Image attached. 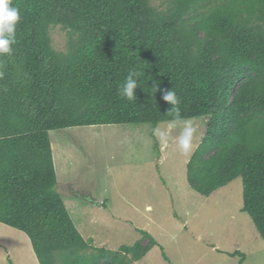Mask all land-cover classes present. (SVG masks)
I'll return each mask as SVG.
<instances>
[{
  "label": "trees",
  "instance_id": "1",
  "mask_svg": "<svg viewBox=\"0 0 264 264\" xmlns=\"http://www.w3.org/2000/svg\"><path fill=\"white\" fill-rule=\"evenodd\" d=\"M152 1L12 0L21 18L0 56V222L28 236L39 264H127L157 245L147 232L118 251L82 237L56 190L49 132L169 122L167 90L180 120L207 119L189 187L208 196L241 177V210L264 241V0ZM55 26L71 34L65 52L52 46ZM130 71L132 101L118 93Z\"/></svg>",
  "mask_w": 264,
  "mask_h": 264
},
{
  "label": "rangeland",
  "instance_id": "2",
  "mask_svg": "<svg viewBox=\"0 0 264 264\" xmlns=\"http://www.w3.org/2000/svg\"><path fill=\"white\" fill-rule=\"evenodd\" d=\"M152 3L158 9L166 6L161 0ZM50 36L55 50H67L71 36L67 29L52 27ZM183 121L196 128L195 149L206 132V118L180 120L166 145L152 129L166 128L167 121L155 126L126 123L51 130V140L71 156L65 160L66 168L76 175L74 182L60 180L63 183L57 185L71 219L85 234L102 235L115 251L120 245H134L147 232L162 246L153 256L165 254L169 264L208 259L213 264L217 258L223 264H240L241 259V264H264V241L241 210V177L207 197L189 187L186 163L194 150L184 155L177 145ZM89 199L95 204L87 203ZM183 222H187L186 233L178 230ZM170 233H176L174 239L168 238ZM207 243L218 245L220 254ZM233 251L237 254H229ZM0 264H39L28 236L1 222Z\"/></svg>",
  "mask_w": 264,
  "mask_h": 264
},
{
  "label": "clouds",
  "instance_id": "3",
  "mask_svg": "<svg viewBox=\"0 0 264 264\" xmlns=\"http://www.w3.org/2000/svg\"><path fill=\"white\" fill-rule=\"evenodd\" d=\"M21 18L18 7L13 6L12 0H0V56L11 55L12 46L16 43V25ZM4 73L0 71V78ZM140 73L130 71L124 82L118 89L119 95L127 98L129 101L136 99L134 90L138 87ZM162 99L171 107L167 114L172 116V120L167 123L166 128L154 127L152 133L162 144H167L172 130L177 126L181 119L180 100L173 90H167L163 93ZM196 128L191 121H183V128L177 138V145L184 155H189L194 150L193 137Z\"/></svg>",
  "mask_w": 264,
  "mask_h": 264
},
{
  "label": "crops",
  "instance_id": "4",
  "mask_svg": "<svg viewBox=\"0 0 264 264\" xmlns=\"http://www.w3.org/2000/svg\"><path fill=\"white\" fill-rule=\"evenodd\" d=\"M49 136H50V143H51L52 156H53V162H54V169H55L56 178H57V182H56V185L55 186H56V190L58 191V186L57 185L60 184V183H63V182H60V180L66 181V184L72 183V182H74V179H76V175H75V173L72 174L71 169L66 168V165L64 164L66 158H68V159L70 158L71 159V156H69V154L66 153V151H65L64 148H61L60 147V144L57 141L56 142H53L51 140V133L50 132H49ZM72 178H73V180H72ZM68 187L69 188H72L70 185ZM74 195L76 196V194H74ZM200 195H202V194H200ZM86 202L89 203V204H95V202H92V200H90V199L89 200H86ZM97 203L100 206L104 205L100 201H98ZM147 208L150 209V206H148ZM146 218H147V216H146ZM91 221L94 223L93 220H91ZM76 228H77V226H76ZM187 228H188L187 227V222H183V226H181L180 228H178V230L181 231L182 229H184V233H186ZM78 231L80 232V234L82 235V237L85 240H87V241H90L91 240L90 242H92L93 245L91 243L90 244L93 247H104L105 249L110 248V249H107V250L115 251V248H113L112 246H110L108 244V242L106 240H104V238L102 237V235H97L95 233H93L91 235L90 234H85V231H80V229H78ZM190 233L193 235L192 232H190ZM175 234L176 233H170V235H169L168 238L169 239H174L175 238ZM194 237L196 238L197 241H206L201 236H197V237L194 236ZM177 241H176V243L179 242V241L178 242ZM209 241H210V239L208 240V242ZM156 242H157V245L152 246L150 248V250L141 259H139V260H133V261H129L128 260V264H163V262H165V264H169V262H167L168 261L167 255L164 254L165 255L164 256L163 254H161L160 256L158 255V258H157V256L156 257L153 256V254H155V252H157L156 251L157 248H161L162 249L161 244L158 241H156ZM143 243H144V241H143ZM207 244H209L211 246V248H210L211 251H214V252H217V253L219 251H221L220 250V247L218 245L211 244V243H207ZM120 246H122V245H120ZM233 252H235V251H233ZM218 254H220V253H218ZM229 254H231V253H229ZM129 258H130V254L128 255V259ZM180 264H184V263H180ZM189 264H211V261L209 259L207 261H205V260H201V261L195 260V261H192ZM213 264H223V263H222V261H221L220 258H217L216 261H214Z\"/></svg>",
  "mask_w": 264,
  "mask_h": 264
}]
</instances>
